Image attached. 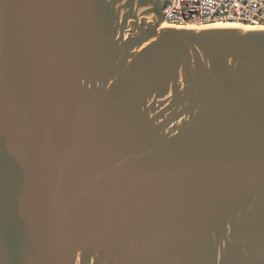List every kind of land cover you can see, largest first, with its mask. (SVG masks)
I'll list each match as a JSON object with an SVG mask.
<instances>
[{
	"label": "water",
	"instance_id": "1",
	"mask_svg": "<svg viewBox=\"0 0 264 264\" xmlns=\"http://www.w3.org/2000/svg\"><path fill=\"white\" fill-rule=\"evenodd\" d=\"M164 3L0 0V264H264V30Z\"/></svg>",
	"mask_w": 264,
	"mask_h": 264
},
{
	"label": "built area",
	"instance_id": "2",
	"mask_svg": "<svg viewBox=\"0 0 264 264\" xmlns=\"http://www.w3.org/2000/svg\"><path fill=\"white\" fill-rule=\"evenodd\" d=\"M162 21L181 29L237 23L262 30L264 0H165Z\"/></svg>",
	"mask_w": 264,
	"mask_h": 264
},
{
	"label": "bare ground",
	"instance_id": "3",
	"mask_svg": "<svg viewBox=\"0 0 264 264\" xmlns=\"http://www.w3.org/2000/svg\"><path fill=\"white\" fill-rule=\"evenodd\" d=\"M159 28H175V27H170L164 21H162ZM207 28H241L244 30H256L244 24H237V23H212L199 28H185V29H207ZM175 29H181V28H175Z\"/></svg>",
	"mask_w": 264,
	"mask_h": 264
}]
</instances>
